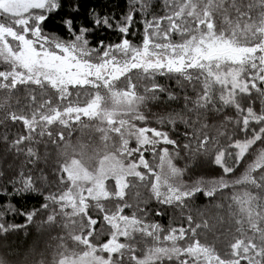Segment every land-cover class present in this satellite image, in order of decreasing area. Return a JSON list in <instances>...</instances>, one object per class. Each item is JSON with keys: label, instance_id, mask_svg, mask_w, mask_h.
I'll use <instances>...</instances> for the list:
<instances>
[{"label": "trees", "instance_id": "1", "mask_svg": "<svg viewBox=\"0 0 264 264\" xmlns=\"http://www.w3.org/2000/svg\"><path fill=\"white\" fill-rule=\"evenodd\" d=\"M55 1L39 22L42 34L78 37L97 53L122 41L139 47L146 24L156 29L152 42H182L198 34L205 11L215 34L264 20V0ZM133 58L119 56L126 65L109 79L111 91L132 95L109 112L111 122L101 113L50 117L95 94L109 99L101 85L75 84L59 95L45 83L0 76V264H59L92 247L105 264H203L183 252L193 243L218 264H264V78L248 80L244 69L245 83L231 85L199 66L156 68ZM140 129L158 132L141 153L144 176L126 174L121 193L108 177L105 193L82 204L62 198L65 167L94 173L110 157L127 165ZM158 167L183 196L154 192ZM114 215L137 225L106 253L99 246L114 233Z\"/></svg>", "mask_w": 264, "mask_h": 264}, {"label": "rangeland", "instance_id": "2", "mask_svg": "<svg viewBox=\"0 0 264 264\" xmlns=\"http://www.w3.org/2000/svg\"><path fill=\"white\" fill-rule=\"evenodd\" d=\"M56 7L55 0H0V61L5 62L9 70L1 72L2 78H9L11 83L32 82L45 83L56 89L59 95H64L69 86L101 85L104 92L110 93L109 99L95 94L92 101L83 106H66L61 110H54L50 117L68 118L73 115H94L101 113L111 122L109 112L126 106L132 97L131 93L110 89L109 79L117 78L120 70L126 64L119 60L125 54L134 55L133 61L151 63L156 68H177L199 66L211 71L219 81L236 85L245 83L241 71L247 69L248 80L264 78V20L260 18L253 25H245L242 29L227 34H215L211 21L207 18V11L196 22L198 33L179 43L152 42L150 36L156 33L155 27L144 25V40L139 47L122 41L111 46L106 52L97 53L86 45L80 38L63 42L49 38L42 34L39 22L43 15ZM150 35V36H149ZM255 41V42H253ZM109 67V68H106ZM250 71V72H249ZM107 75L109 78L100 79L98 76ZM251 85L253 84L250 81ZM103 92V93H104ZM111 105L109 110L104 106ZM119 106V107H118ZM158 132L140 129L138 131L137 150L133 158H129L127 165L124 159L118 157L105 158L98 164L94 173L83 170L78 164L70 163L65 167L68 177L69 190L63 199L74 205L82 204L86 196H99L105 193L104 180L111 177L117 193L124 187V176L135 174L144 176L145 165L142 152L144 147L154 143ZM158 138V137H157ZM130 156V155H129ZM159 167L153 175L152 186L154 192H162L167 199L183 196L184 192L168 184ZM72 187H74L72 191ZM162 190V191H160ZM77 192L76 195L74 193ZM114 233L99 246L100 250L111 252L119 243L117 238L125 233L127 227L136 226L132 220L114 215L108 218ZM174 240L167 237V241ZM95 248L75 256H66L59 260V264H105L107 260L95 253ZM171 251H178L172 248ZM183 252L188 253L203 264H218L215 256L210 255L202 246L193 243Z\"/></svg>", "mask_w": 264, "mask_h": 264}]
</instances>
